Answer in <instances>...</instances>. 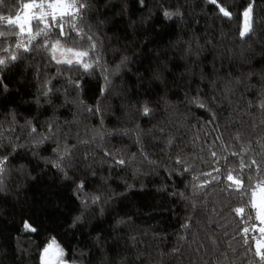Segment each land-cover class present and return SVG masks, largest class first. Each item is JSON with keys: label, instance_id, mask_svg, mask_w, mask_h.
<instances>
[{"label": "trees", "instance_id": "obj_1", "mask_svg": "<svg viewBox=\"0 0 264 264\" xmlns=\"http://www.w3.org/2000/svg\"><path fill=\"white\" fill-rule=\"evenodd\" d=\"M86 4L61 21L71 39L0 21V58L17 57L0 66V264H38L50 239L78 264H264V0H218L230 17Z\"/></svg>", "mask_w": 264, "mask_h": 264}, {"label": "snow or ice", "instance_id": "obj_2", "mask_svg": "<svg viewBox=\"0 0 264 264\" xmlns=\"http://www.w3.org/2000/svg\"><path fill=\"white\" fill-rule=\"evenodd\" d=\"M5 2V0H0V4H3ZM210 3L212 4H216L217 7L219 8L220 13H222V15L224 17H230L231 13L229 11H227L223 6H220L218 4V0H209ZM23 8L24 9H28L31 10L33 8L36 9H41L42 12L40 15L38 16H32V17H25V19L28 20L29 23H31L32 20H35L36 23V27L39 28V23L40 22H44L45 27L42 29H39V31L36 33L37 36H47L49 32H52L54 29H59V31L55 32V35L57 36H65L67 35L69 39H71V35L70 33H65L64 32V28H63V23H61V21H63L65 16H70V17H79L82 15V11L87 8V4H86V0H40L39 3H36L35 0H33L32 3H24L23 4ZM70 9H76L75 12H71ZM253 11V6L252 4H249L248 8L244 11L243 16L245 17V23H244V28L243 30L240 32V36L241 37H245L247 35V33L251 30L250 28V24L248 21V18L251 16V13ZM57 13H59V16H57ZM164 15L168 18H171V14L168 12H165ZM6 20L8 25L11 26H15V25H19V29L21 32L24 31V23H21V17L19 15L16 16L15 19H11L9 17H0V21ZM76 25L75 23L72 24V28L75 29ZM0 35H3V33H0ZM33 39H35V36L33 37ZM2 42V41H0ZM60 43L59 40H57V45H54L53 47L58 46ZM27 51V49H25ZM69 51H72V49H69ZM75 56L77 57H83V56H87L88 53L87 52H75L74 53ZM17 59L16 56H11L9 60H5L0 58V66H4L7 63H9L11 60H15ZM58 63L60 61H57ZM67 64H72L73 61L72 60H68L66 61ZM77 63H79V60H77ZM85 67L87 68L88 65H85ZM262 107H264V105H261ZM199 107H204V104H199ZM145 114H147L149 112V109L147 107H145L144 109ZM0 138H2V136H0ZM213 155H215V153H213ZM119 164H123L124 161L120 160L118 161ZM255 163V162H253ZM209 175H211L209 173ZM227 179L229 181H232L233 184H235L236 187V191H241V189L243 188V183L240 179L238 178H234L231 174L228 175ZM262 191H264V189H262ZM253 196H255V193L253 192ZM235 211L237 213L242 214L244 212L243 208H237L235 209ZM260 218L262 220V222H264V205H262V210L260 213ZM261 232H264V228L260 229ZM244 232L247 233L248 229L245 228ZM55 247L56 250V255L58 257H62L64 255L63 250L59 248L58 245H56L55 240H53L51 242V244L49 245L48 248L45 249V253H47L49 251L50 248ZM255 251H256V255L260 258V260L262 262H264V242L262 241H256L255 244ZM46 264H48V262H46Z\"/></svg>", "mask_w": 264, "mask_h": 264}, {"label": "rangeland", "instance_id": "obj_3", "mask_svg": "<svg viewBox=\"0 0 264 264\" xmlns=\"http://www.w3.org/2000/svg\"><path fill=\"white\" fill-rule=\"evenodd\" d=\"M36 3H39L40 0H35ZM71 12H75L76 10L75 9H70ZM42 12L41 9H36V8H33L31 10H28V9H22L17 15H19L21 17V23H24L25 27H24V31L25 33L29 32L30 29H31V23L28 22L27 19H25V17H32V16H38L40 15ZM244 13V12H243ZM59 14V13H57ZM16 15V16H17ZM13 17L12 19H15L16 18ZM250 20V17L248 18V21ZM243 24H242V29L241 31L243 30L244 28V23H245V17L243 16ZM250 24V22H249ZM19 26V25H18ZM57 53L54 52V55L56 56ZM259 205L261 206L262 208V205H264V202L263 201H260L258 202ZM260 211V210H259ZM261 213V212H260ZM260 213H259V217H260ZM263 237H264V234H263ZM55 240V239H50L48 241V243L46 244V246L44 247L42 253H41V257L38 261V264H46V262H48V264H78V263H75V262H71V261H68V260H65V259H62V257H58L56 255V250H55V247L53 248H50L49 251L47 253H45V249L49 247V245L51 244V242ZM56 242V245L59 246L60 249L61 246L59 245V243L55 240ZM63 250V249H62Z\"/></svg>", "mask_w": 264, "mask_h": 264}]
</instances>
